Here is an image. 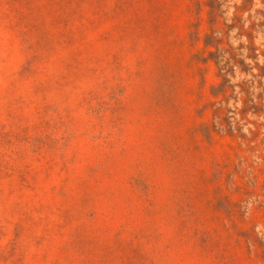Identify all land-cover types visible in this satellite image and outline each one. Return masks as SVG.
I'll return each instance as SVG.
<instances>
[{
    "label": "rangeland",
    "instance_id": "rangeland-1",
    "mask_svg": "<svg viewBox=\"0 0 264 264\" xmlns=\"http://www.w3.org/2000/svg\"><path fill=\"white\" fill-rule=\"evenodd\" d=\"M0 264H264V0H0Z\"/></svg>",
    "mask_w": 264,
    "mask_h": 264
}]
</instances>
